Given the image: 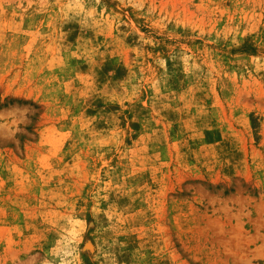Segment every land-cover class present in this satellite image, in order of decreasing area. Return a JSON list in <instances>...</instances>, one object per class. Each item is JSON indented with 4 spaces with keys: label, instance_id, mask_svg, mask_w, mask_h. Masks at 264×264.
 I'll list each match as a JSON object with an SVG mask.
<instances>
[{
    "label": "rangeland",
    "instance_id": "1",
    "mask_svg": "<svg viewBox=\"0 0 264 264\" xmlns=\"http://www.w3.org/2000/svg\"><path fill=\"white\" fill-rule=\"evenodd\" d=\"M0 264H264V0H0Z\"/></svg>",
    "mask_w": 264,
    "mask_h": 264
}]
</instances>
